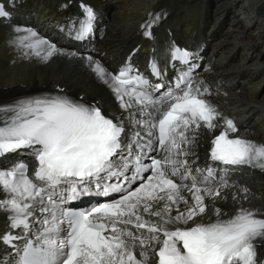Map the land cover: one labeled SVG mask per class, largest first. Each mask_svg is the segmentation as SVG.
<instances>
[{
	"label": "snow or ice",
	"instance_id": "6c2138e0",
	"mask_svg": "<svg viewBox=\"0 0 264 264\" xmlns=\"http://www.w3.org/2000/svg\"><path fill=\"white\" fill-rule=\"evenodd\" d=\"M81 7L83 18L68 31L76 41L93 34L97 19L92 6ZM163 15L150 14L146 36ZM7 17L0 3V18ZM16 31L23 55L45 62L77 57L109 84L121 109L135 108L133 119L147 112L148 119L136 120L141 130L125 142L122 119L102 112L99 101L74 100L62 90L0 105V156L28 150L36 161L31 174L22 162L0 169V211L8 213L10 229L0 243L14 249L15 264H257L254 242L264 239V209L241 206L221 219L217 208L214 222H196L207 211L205 200L230 186L229 168L264 171V142L240 136L234 119L208 98L210 87L195 77V52L173 44L171 59L184 68L174 82L153 84L130 57L113 73L86 50L60 48L29 28ZM150 70L163 79L155 57ZM202 126L222 127L204 167L198 157L189 159ZM248 191L241 189L245 200ZM91 197L100 202L67 206Z\"/></svg>",
	"mask_w": 264,
	"mask_h": 264
},
{
	"label": "bare ground",
	"instance_id": "6f19581e",
	"mask_svg": "<svg viewBox=\"0 0 264 264\" xmlns=\"http://www.w3.org/2000/svg\"><path fill=\"white\" fill-rule=\"evenodd\" d=\"M0 1L5 2L4 4L7 10L10 12V17L0 18V22L16 18L12 21L15 22L17 20L19 21L18 24H21L20 21L22 20L29 19V22H33L34 20L31 19L34 17L45 20L47 8H44V4L53 6L57 11H60L59 13L67 14V18L69 20L75 21L77 23L83 14L82 8L76 6L72 0H33L31 4L32 6L28 4V0H25L24 2L22 0ZM85 1L88 3V5L94 8L97 14L94 31L96 33L98 43L96 47L87 51V54H91L96 59H99L109 71L112 70L111 72H113L111 61H114L113 57L115 52H117V50L127 42H131L133 44L134 39H138L137 31L141 28L143 23L149 21L150 14L164 13L165 15L164 9L158 7V3L161 0ZM162 2H167L165 6L167 11L169 10V15H163V23L166 24V26H174L177 24L184 26V28L179 31L177 29L174 30L176 36L181 38V42H185L188 36L187 32L185 31L186 27H188L187 22L192 23V21L196 18L199 19V14L195 13L194 7L200 2H196V0H162ZM115 5L124 8V14H122V16L128 21V24L121 23L120 31L113 33L117 28L116 26L112 25L113 32H111L108 20H110L111 16H113L111 10H113L112 8H114ZM208 6L210 8V12H212V15L204 22V24H210L209 26L211 29H214V27L219 24V27L227 29L226 36H228L231 40H229L231 43H225L224 41H221L225 34V30H222L223 33H218L215 38L217 44L213 46V49L217 48L218 53H220V55H225V57H228V55L234 49L236 50L234 51V54L230 56V62L224 67V69H208L199 75L203 76L204 80L202 81L207 86L211 87L210 84L212 81L211 79H208L209 76L211 77L212 75V77L217 80L220 72H228L231 68L229 67L231 63L239 60L238 62L236 61V65H240V67L243 68L242 72H239V74H244H242L243 76L240 78L238 75L233 77L236 80L239 79L240 84L237 83V90L233 92V95H229L238 99V101L235 100V104L240 103V101L241 103H244L243 105L240 103L241 105L239 104L236 107H233V112L236 113L234 116L236 118L235 123L237 124L239 122H243L240 126L238 134L257 142H264V119H262L264 116V0H211L208 3ZM180 8L184 9L183 17L178 16V10L180 12ZM108 11L109 13L107 14ZM17 12L19 13L17 14ZM48 15L55 16V13ZM213 22L216 24L211 26V23ZM24 26V28H27V25ZM102 32H105V34L99 37ZM128 33H130L131 36H127ZM190 33H192V31H190ZM21 34L22 33L11 34L8 31V28L4 29L0 26V89L1 91L3 89L6 90L5 92H7L3 96L0 95V101L3 102L4 105L12 104L20 97L56 93L60 91L59 89L57 91L56 87H65L66 91L70 92L69 95L73 97L72 99L74 100H83L89 103L99 101L98 106L102 105V112L111 117H119L122 119L124 116L128 117L130 113H136L135 108L129 109L127 111L121 109L119 101L116 99L115 95L110 92L112 90L109 84H106L100 80L87 66V64L77 57L58 55L45 62L35 56L26 57L23 55V50L16 43L17 36ZM108 35H110L109 40ZM102 36L103 38H101ZM66 44H71L72 46L74 44V40L73 42L67 41ZM109 45L112 46L108 47ZM62 47L65 48L64 45ZM65 49L68 51H74V48L72 47ZM235 57H237V59H235ZM130 58L135 59L131 56ZM127 59H129V57ZM229 77L231 80H233L232 74H230ZM175 79H173L172 82H174ZM244 82H246L247 87L243 86ZM216 94L217 92H211L210 97H208L212 103L214 101L212 96ZM259 107L260 110H258ZM147 111H151V109H148ZM219 112L222 113L221 110ZM120 114L122 116H119ZM223 114V116L228 117V112ZM249 115L250 118L247 119V116ZM135 116L148 117L147 112H145L143 115L135 114ZM253 122H259V124L261 123L263 125L262 136H257L256 129L251 125ZM220 123L222 122H218V124ZM221 130L222 127L220 126H218L216 130L212 132L208 131L203 126L199 129V134L194 146L195 156H200L198 161H204V159H206V154H209L210 150V140L215 135H218ZM22 151L23 150L0 156V164L5 167L11 166L8 162L10 159L8 156L23 154ZM25 157L29 158L30 155H25ZM23 160L25 159L23 158ZM205 163L206 162H204V164ZM213 166L217 167V169L223 167L219 164H214ZM250 167L251 166H246L243 168L245 170H251L249 173L247 172L249 170L240 171L239 173L246 174L244 175L245 179H255L249 181V184L255 182L256 180H264V172L258 168ZM235 168L237 169V167ZM217 174L220 175L222 173L218 171ZM234 177L231 178L234 179ZM235 180L236 183L233 180H228L231 182L229 188L234 190L236 189V185L239 184L237 179ZM226 189L227 188L223 189L221 192L225 191ZM239 193L240 192H237L236 194ZM223 195L226 196V193ZM3 196L4 194L0 192V198H3ZM220 201L221 200H219V198L215 199L214 201L211 199H206L205 203L208 204L207 211L203 215L202 219H200V217L198 219L197 217L196 222L200 223L202 220H204L203 223L214 222L215 220H213V218L208 215V212L213 205L222 206V202ZM227 206H229V204ZM241 206L246 208H255L258 206L256 208L264 209V201H262L260 204H255L253 201L244 203L240 199L239 202L230 204L228 210L231 213H229L230 215L228 217L226 216V218H222L221 216L220 218L227 219L231 217L236 212L235 211L232 213L233 209L235 207ZM217 208L219 207H215V209ZM181 210H183V206L181 207ZM175 214L176 213L174 211L173 215ZM257 241L258 243L261 242L263 244L257 247V249H260L259 251H261L264 248V239H258L255 242Z\"/></svg>",
	"mask_w": 264,
	"mask_h": 264
},
{
	"label": "rangeland",
	"instance_id": "374dc122",
	"mask_svg": "<svg viewBox=\"0 0 264 264\" xmlns=\"http://www.w3.org/2000/svg\"><path fill=\"white\" fill-rule=\"evenodd\" d=\"M77 1V4L78 5H82L83 4V1L81 0H76ZM115 7H116V9H115ZM115 7L114 8H112L113 9V13H112V15L113 14H115L114 15V17H115V19H114V26H116V28H118V29H120V27H121V23L123 24V23H126V24H128V21L125 19V18H123V16H122V14H124V8L123 7H119V6H117V5H115ZM119 8V9H118ZM181 11H182V13H183V10L181 9L180 10V12H179V14H182L181 13ZM207 11H209V9H208V6H207V9H206V13H207ZM109 13V11L107 12V14ZM206 15H208V14H206ZM121 16V17H120ZM117 18V19H116ZM125 19V20H124ZM124 20V21H123ZM232 20V19H231ZM122 21V22H121ZM4 29L6 28V27H3ZM7 29V28H6ZM8 31L9 32H11L12 30L11 29H9L8 28ZM225 42V41H224ZM229 42V40L226 42V43H228ZM229 43H231V42H229ZM217 49V48H216ZM6 90H2L1 92H0V95L1 96H3V95H5L7 92H5ZM223 94V93H222ZM215 96V95H214ZM231 100H229L228 102H230ZM237 106V104H235V101H233L232 102V105H231V107H236ZM222 111V110H221ZM224 112L222 111V114H223ZM224 115V114H223ZM260 125V126H259ZM262 128H263V125L260 123H258V125H257V128H255L256 129V134H257V136H259V135H261L262 136V132H263V130H262ZM251 173H253V172H251ZM252 175V174H251ZM255 180V179H254ZM258 184L256 185V191H260V192H258L259 193V196H258V199L259 200H256V199H254L253 198V196H251L252 195V193H250L251 195H250V198H251V200L254 202V203H258V204H260L262 201H264L263 200V193H264V190H263V187H264V183L262 184V182H264V180L262 181V180H257L256 181ZM251 184H256V183H251ZM261 184V185H260ZM241 186H238V185H236V189L234 190V189H232V188H227L225 191H223V192H221V195H220V197H219V200H221L220 202H222V206L221 205H213L212 206V208H210V210H209V212H208V215L209 214H211L212 212H213V214H214V210H215V207H219L218 209H220V212H221V215H223L222 216V218H226V216L225 215H227V213H231L228 209H229V206H230V204H235L236 202H238V201H236V200H233V202L230 200V201H228V199H229V195H230V193L231 192H233V194H235V195H237V198H239L238 197V194H236L237 192H239L238 190V188H240ZM254 188V187H253ZM259 188V189H258ZM236 191V192H235ZM224 193H226V196L225 195H223ZM253 195H256V194H253ZM242 202H244V203H246V202H250L249 200H246V201H244V200H241ZM216 202V201H215ZM225 204H229V206H227V205H225ZM204 215V214H203ZM203 215L202 216H200V219H202L203 218ZM230 214H228L227 215V217L229 216ZM198 219H199V217H198Z\"/></svg>",
	"mask_w": 264,
	"mask_h": 264
}]
</instances>
